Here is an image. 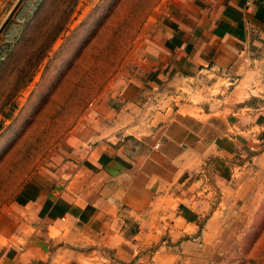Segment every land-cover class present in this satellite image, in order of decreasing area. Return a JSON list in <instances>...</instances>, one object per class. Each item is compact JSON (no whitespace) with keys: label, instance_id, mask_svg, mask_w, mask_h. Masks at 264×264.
<instances>
[{"label":"crops","instance_id":"1","mask_svg":"<svg viewBox=\"0 0 264 264\" xmlns=\"http://www.w3.org/2000/svg\"><path fill=\"white\" fill-rule=\"evenodd\" d=\"M247 1L171 3L118 90L69 131L66 155L0 212V264H31L61 241L184 235L216 198L205 173L222 195L231 160L263 157L264 0ZM222 76L235 82H209Z\"/></svg>","mask_w":264,"mask_h":264},{"label":"rangeland","instance_id":"2","mask_svg":"<svg viewBox=\"0 0 264 264\" xmlns=\"http://www.w3.org/2000/svg\"><path fill=\"white\" fill-rule=\"evenodd\" d=\"M173 1L0 0V212L38 169L66 155L69 131L118 90L135 49ZM222 77L209 82H235ZM262 133L255 154L264 152ZM252 156L231 160L224 197L205 173L200 187L217 200L184 235L167 227L116 247L61 241L31 264H264V154Z\"/></svg>","mask_w":264,"mask_h":264},{"label":"built area","instance_id":"3","mask_svg":"<svg viewBox=\"0 0 264 264\" xmlns=\"http://www.w3.org/2000/svg\"><path fill=\"white\" fill-rule=\"evenodd\" d=\"M250 1H251V0H248V1H247V4H250Z\"/></svg>","mask_w":264,"mask_h":264}]
</instances>
